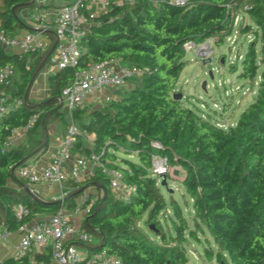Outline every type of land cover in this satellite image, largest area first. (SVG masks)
<instances>
[{"label":"trees","instance_id":"trees-1","mask_svg":"<svg viewBox=\"0 0 264 264\" xmlns=\"http://www.w3.org/2000/svg\"><path fill=\"white\" fill-rule=\"evenodd\" d=\"M243 6L249 7L245 14L254 31L250 26H236V30L243 34L251 31L255 39L241 59L237 80L252 82L259 77V83L253 102L233 126L223 129L210 125L172 95L187 64L182 60L183 43L201 42L226 31L230 35L234 13ZM32 7L27 0H5L0 6V30L14 37L22 28L17 14ZM52 46L28 65L26 56L18 59L0 46V66L13 65L20 73V81L0 87V94L21 99L20 105L0 114V225L7 232L17 230L21 220L12 211L17 203L29 208L30 220L37 213L51 216L59 210L58 202L40 199L38 193L41 203L34 201L16 172L29 158L47 149L46 129L66 114L58 97L73 73L93 62L116 59L147 69L138 79L140 85L118 100L84 111L86 122L78 127L93 135L92 148L101 162L119 170L135 191L126 201L116 200L107 178L98 171L87 180H68L64 198L69 209L76 207L75 199L87 188L97 192L81 227L90 239L75 245L84 255L104 248L122 264H186L184 244L187 238L199 235L207 245H213L214 250L205 247L203 252L209 259L214 257L217 264H264V0H191L186 6L170 0H110L106 11L91 18L78 44L76 65L48 74V95L32 102L27 87L46 65ZM82 111L73 114L75 123ZM32 114L37 120L26 134L40 128L41 137L28 152L10 147L12 130L25 126ZM150 141H158L169 164L184 172L180 183L189 197V203L184 199V206L191 207L192 228L171 196L167 235L157 222L167 203L157 179L150 175ZM73 151H87V147L79 139ZM120 151L135 153L139 164L125 160L128 169L117 166L115 153ZM144 214L159 240L173 246L159 247L132 227ZM48 260L45 252L7 257L0 264Z\"/></svg>","mask_w":264,"mask_h":264},{"label":"built area","instance_id":"built-area-1","mask_svg":"<svg viewBox=\"0 0 264 264\" xmlns=\"http://www.w3.org/2000/svg\"><path fill=\"white\" fill-rule=\"evenodd\" d=\"M171 3L186 6L191 0H170ZM117 3L119 1H116ZM110 0H70L54 9L51 19L47 21L45 14L35 16V31L27 32L21 37L9 36L0 30V46L4 51H15L18 59L25 56L45 54L50 46L55 47L47 55V68L54 72L65 67H74L79 56V41L84 36L91 18L106 11ZM249 7L243 6L234 13L232 32L237 30L240 14H245ZM214 43L211 37L196 42L187 40L182 50L192 52L197 61L210 60L214 55ZM145 67L121 64L116 59L103 62L90 63L86 68L75 71L72 78L61 89L58 102L70 117L64 129V135L56 150L49 156L48 162L43 166L25 164L21 166L16 175L26 182L33 194H37V186L56 187L60 192V208L47 219L32 221L30 210L22 203L13 206L12 211L16 219L21 220L15 233L18 234L14 244L16 258L28 255L33 249H43L49 254V261H40L31 264H122L115 255L104 248H99L89 254L80 252L72 241L85 242L90 235L84 230L75 229L69 224L68 217L63 210L64 185L68 180L80 181L90 178L98 171L107 178L108 188L112 195L119 200L126 201L134 193V185L126 184L121 172L109 169L101 162L100 155L92 148L93 135L85 146L87 151L74 152V146L79 140L80 129L76 125L73 114L85 107L91 96L109 87H124L135 79H140L146 72ZM15 67L13 65L0 66V87L10 85ZM108 100V97L105 98ZM21 104V99L11 97L10 94H0V114L14 109ZM37 115L32 114L26 125L11 132L25 135L36 123ZM11 138V137H10ZM9 138V140H10ZM150 175L155 178L164 177L168 171V159L162 154V145L158 141H150ZM117 194V195H116ZM94 202L92 192L86 189L76 204L75 213L87 214ZM84 215L82 220H84ZM27 218V219H26ZM9 232L0 229V240H6ZM73 241V242H74Z\"/></svg>","mask_w":264,"mask_h":264},{"label":"rangeland","instance_id":"rangeland-1","mask_svg":"<svg viewBox=\"0 0 264 264\" xmlns=\"http://www.w3.org/2000/svg\"><path fill=\"white\" fill-rule=\"evenodd\" d=\"M36 11L37 6L32 7L29 12L33 14ZM240 17L241 19L237 22V27L244 29L250 26L251 31H254L252 21L248 15L240 14ZM19 18L30 26L34 24L32 21L24 19L25 15H22ZM240 29L237 30L234 35H228V32L226 31L221 35L215 34L211 36L212 42L214 43V55L210 60H205L203 62L197 61L192 52L183 51L182 60L187 64L179 73L176 83L175 93L182 95L181 102L185 107L196 111L198 115L210 125L223 129L233 126L236 123L239 114L253 102L257 91V85L259 83V77L255 78L252 82L237 80L241 59L244 56L248 45L255 39L254 34L251 31L243 34ZM48 74V68L41 69L34 81L28 85L29 99L33 100L36 98L39 100L48 95ZM19 81L20 73L15 71L12 82L15 83ZM203 83H205L204 89L202 88ZM139 85L140 81L135 79L124 87H109L95 92L91 96L92 99L88 101L83 108V111L79 112V118L76 121L77 126L86 122L84 111H88L91 108H99L111 101L118 100L121 96L127 94L132 87ZM106 97H108V100L105 99ZM62 119L66 120L68 119V116L65 114ZM61 123L62 121L58 120L49 125L48 134L51 136L53 135L54 139L57 137V133H54V131L59 126L61 127ZM38 137H41L40 128L32 132L30 135L13 133L9 140V145L14 148L19 147L25 152H28L32 149L34 140ZM90 137V134L80 130L79 139L83 145L90 141ZM17 138L22 139L21 142H19ZM115 157V164L119 167L128 169V166L124 163L125 160L135 165L139 164L138 159L133 152L130 154H124L122 151L116 152ZM183 174L184 172L180 167L174 164H169L168 171L164 176L166 187L160 186V181L163 177L160 179L156 178L157 186L160 188L162 196L167 203L166 212L160 213L157 217V222L163 229L165 235L168 234L170 226L168 219V216L171 215V209L168 205L170 196L181 208L184 217L188 220V226L192 228V223L189 220V213L192 211L191 207L190 205L184 206V199L189 203V197L186 195L185 190L180 183ZM67 187L68 184H65L63 189ZM168 189H171V191ZM59 195L60 192L57 189L51 197L55 198L53 201L60 204ZM92 196L93 200H95L97 192H94ZM113 197L116 200H119L118 196L113 195ZM65 206L66 204H64V208ZM80 213L82 216L84 215L82 210ZM132 227L135 228L145 240L156 244L159 247L173 246V243L171 242L163 244L159 240V236L154 231V228L146 223V214H144L140 220L134 222ZM205 247L214 250L213 245H207L204 242L203 237L199 235H197L196 239L187 238V242L184 244V253L188 260L186 264H217L214 257L209 259L205 256L203 252Z\"/></svg>","mask_w":264,"mask_h":264},{"label":"crops","instance_id":"crops-1","mask_svg":"<svg viewBox=\"0 0 264 264\" xmlns=\"http://www.w3.org/2000/svg\"><path fill=\"white\" fill-rule=\"evenodd\" d=\"M4 1L5 0H0V6L3 5ZM27 1L29 3H33V7L37 6V11L32 14L31 12H29L32 9L31 8L30 10H28L24 13H18L17 14V20L20 19L19 17H21L22 15H25L24 19H28V20L32 21L34 24L32 26H30L25 21H21V19L18 20L20 22V24L22 25V28L20 30H18L17 34L15 35L16 37H21L27 32L35 31L34 29L36 26V22H35V16L36 15L45 14V19L47 21H49L51 19V14L54 11V9L60 5L68 3L70 0H27ZM5 52L8 54L16 55L15 51H11V52L5 51ZM38 56H40V55H35V57H33L32 55L27 56L26 57V65L34 63L36 60V57H38ZM44 68L47 69V65H45ZM51 73H53V72L49 71V74H51ZM26 92H28V89L26 90ZM91 99L92 98L88 99L87 102L90 101ZM29 100L32 102H34V101L36 102V101H39L41 99L37 100L36 98H34L33 100L32 99H29ZM66 115H67V113H66ZM69 120H70L69 116H68V119H66V120L62 119L61 120L62 121L61 127L59 126L54 131V133H57V137L55 139L53 138V135L51 136L48 134L49 126L47 127L46 134H45V142L48 140L47 149L44 151V153L41 152V153L29 158L27 160L26 164L43 166L48 162L49 156L56 150L60 140L62 139V137L64 135L65 126L69 122ZM17 139L19 142H21V140H22L20 138H17ZM87 179H89V178H85L83 180H87ZM10 185L12 186L11 183H10ZM87 189L90 190L92 192V194L94 192H96L95 190H92L91 188H87ZM56 190H57L56 187L48 188L44 184H40L37 186V193H38L40 199H43V200H52V201L55 200V198L51 197V196H53V194L55 193ZM79 198L75 199V204H77L79 202ZM64 204H66L65 201H64ZM75 208L76 207L69 209V208H67V206H65V208H63V210L68 217L69 224L72 225L75 229L83 230L81 228L82 223H83L82 215L80 212L75 213ZM49 216L50 215H48V214H38L37 213V214H35V216H33V218L31 220L32 221L43 220V219H47ZM0 229H5V228L0 225ZM17 237H18L17 233L9 232L8 238L6 240H0V262H2L7 257H15L14 244L17 241ZM73 241H72V243L75 245V243H77V241H74V242ZM77 249L80 252H82V250L79 247H77ZM45 252H46V254H48V252L46 250L33 249L29 254H31V255H33V254L44 255ZM48 259H49V254H48Z\"/></svg>","mask_w":264,"mask_h":264},{"label":"water","instance_id":"water-1","mask_svg":"<svg viewBox=\"0 0 264 264\" xmlns=\"http://www.w3.org/2000/svg\"><path fill=\"white\" fill-rule=\"evenodd\" d=\"M54 47H55V44L52 46V48L50 49V51L48 52L47 55H50V54L52 53ZM204 85H205V83L202 84V88H203V89H204ZM181 97H182V95L179 94V93H173V95H172V98L175 99V100H181ZM160 186L166 187V182H165V178H164V177H163V178L161 179V181H160ZM22 188L27 192V194H28V195H29L34 201H36L37 203H41V200H40L35 194H33V193L31 192V190L29 189V187H28L26 184H23V185H22ZM168 190L171 191V189H168ZM150 227H152V225H150ZM101 247H103V245H102Z\"/></svg>","mask_w":264,"mask_h":264}]
</instances>
